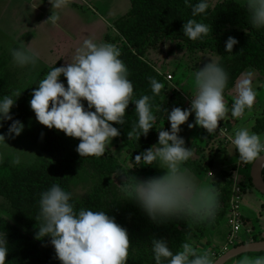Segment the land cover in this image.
Listing matches in <instances>:
<instances>
[{"label": "clouds", "instance_id": "clouds-1", "mask_svg": "<svg viewBox=\"0 0 264 264\" xmlns=\"http://www.w3.org/2000/svg\"><path fill=\"white\" fill-rule=\"evenodd\" d=\"M49 2L52 14L44 23L60 28L62 17L56 10L66 7L69 0ZM211 2L197 0L193 4L191 0H184L194 17L187 20L182 29L183 35L190 40L202 41L211 32L208 24L195 19L206 15ZM241 6L247 12L250 25L264 29V0H241ZM236 44L238 40L229 36L225 43L226 52L232 53ZM9 54L13 65L27 69L28 74L38 68L41 59L31 44L23 42L19 47L10 48ZM120 57V49L115 44L88 36L75 49L70 61L51 67L32 90L29 106L36 121L48 129L54 128L68 137L79 139L75 150L80 157L105 154L113 138L120 135L113 125L126 123V109L130 102L135 104L137 120L127 133L128 140L138 141L155 128L157 117L152 101L160 95L164 84L149 77L152 94L134 99V86ZM61 76L66 79L67 86L60 80ZM193 80L190 107L164 109L170 129H157V144L134 157L136 165L156 166L164 170L163 174L147 179L128 175V170L118 174L123 180L119 185L125 194L124 200L134 202L157 225L174 220L212 223L219 210L216 188L198 181L185 167L194 153L192 147H185V140L179 135L180 126L194 114V123H189L188 127L199 126L212 135L229 112L232 118L238 119L246 110H251L256 101L251 73H248L235 83L236 95L229 108L224 99L229 74L212 58L193 73ZM21 92L16 89L0 97V128L4 122L12 121L7 132L0 134V160L4 157V149L9 146L6 138L15 139L24 130V124L10 115ZM229 140L238 152L241 164L253 162L264 154V135L252 132L248 127L235 129ZM9 163L20 165L21 155H11ZM35 219L39 224L35 238H50L60 264H126L128 260V230L104 210H76L73 193L58 183L40 193ZM150 244L154 264H218L211 249L198 251L190 242H182L175 252L164 238L152 237ZM8 251L7 234L0 231V264H6ZM235 264H264V255H244Z\"/></svg>", "mask_w": 264, "mask_h": 264}, {"label": "rangeland", "instance_id": "rangeland-1", "mask_svg": "<svg viewBox=\"0 0 264 264\" xmlns=\"http://www.w3.org/2000/svg\"><path fill=\"white\" fill-rule=\"evenodd\" d=\"M224 1H233L241 5V0H212L209 8L214 10L215 7ZM40 2V0H15L9 3L0 1V81L7 82L10 92L19 89L22 91L20 96H23L33 87L45 70H50L49 66L56 65V67H59L60 64H57L59 61L64 63L62 65L70 61V57H64L68 52L67 49L71 48L72 45L74 47L79 46L83 39L88 36H94L99 40L113 43L119 47L120 52L125 48V41L115 27V22L130 11V0H95L92 3L88 2V4H81L80 0H73V3H76L74 8L82 12L84 19L88 15L97 13L105 17V22L114 23L106 31L98 27L97 29L90 28L89 32L80 31L81 22L77 18H73L66 8L67 6L61 10H56L59 11L62 17L60 28L44 23L52 14V5L49 0L45 3ZM94 17L97 16L94 15ZM22 42L26 45L31 44V47L38 51L41 56L38 68L32 71L31 74H28L27 69L14 66L9 54L10 48L19 47ZM140 58L152 66L159 74L163 75L166 82L168 76L173 77L171 82H167L169 95L163 100L164 108L160 109L156 116L158 129L162 127L170 129V123L167 121V114L164 109L171 111L173 107H180L181 109L190 107L191 94L194 91L193 73L206 63L211 62V58L219 63L221 60L220 56L208 48L199 46L194 49L192 45L186 42L169 38H154L150 40L142 51ZM262 63L264 64V60ZM259 68L262 71L248 69L243 74L251 73L253 87L256 92V101L252 109L246 110L238 119L232 118L229 112L227 117L219 122L216 132L218 137L211 141V143L218 142L216 146L212 147V145H209L205 151L201 152L204 140H202V136L199 133L202 131L206 132V130L199 126L191 129L188 127L189 123H194V114L180 126L179 135L184 138L185 147H192L193 149L194 155L188 161L193 168L206 167L209 164L208 155L212 154L210 151L213 148V153L215 152V156L217 155V161H219L218 158H221V152L218 154L216 152L218 148L221 150L224 145L226 150L227 148L233 150L234 146L231 144L229 136L233 134L235 129L248 127L250 131L255 132L254 128L264 121V66ZM60 80L67 86L66 79L63 76L60 77ZM235 95L234 89L229 95L224 97L225 103L229 108L234 102ZM31 118L30 120L21 121L24 124V130L20 136L15 139L6 138V143L9 146L4 149V157L2 159V161L9 162L11 155L17 153L21 155L22 163L20 165L9 164L19 168L18 181L26 183L25 192L29 191L31 198H34V201L30 200L28 205L24 206L16 199L0 196V231L6 232L9 247L6 264H18L28 259H36L40 256L42 250L46 248L47 244L43 240L35 238L39 226L35 219L38 213H32L33 210L30 204L35 203L38 207L40 193L47 190L53 183H57L58 174L65 168L60 161L58 150L52 142L51 132L53 129H48L37 121L35 122V115ZM11 122H4L3 127L0 128V134L7 132ZM209 136L213 138L215 134ZM58 141L66 154L67 160L76 164L77 170L75 174L63 183V188L73 193L76 210L80 208L95 210L105 205L110 209L113 208L115 211L123 213L141 211L134 202L124 200L125 194L119 185L123 183V180L118 174L128 170V175L135 176L138 179H147L152 176L162 175L164 172V170L156 166L136 165L134 161L135 154L131 153L127 146L117 137L113 138L111 145L107 147L105 154L101 157H80L75 150L79 139L68 137L62 131H59ZM219 141L222 144H219ZM157 142L158 136L154 145ZM234 152L238 154L235 148ZM101 159H104L107 164L110 162L114 163L110 179H105V169L99 166L97 162ZM254 161L248 163V175H250V166H252ZM185 167L188 168L187 166ZM230 172L223 171V174L219 175L216 169L211 168L195 176L200 182L214 186L220 180L224 182L227 180L228 182L233 181L231 176L234 175L236 170ZM210 173L213 176H210ZM28 184H31V186H28ZM252 194L264 202V197L261 194L249 189L244 197V203L245 201H250L247 199ZM258 215L260 217L256 219L260 223H257L253 230L255 234L264 237V209ZM115 220L118 223L120 222L119 217L115 218ZM212 225L211 223L209 227H204V223H195L193 229L177 227L176 238L179 243L190 242L198 251L211 249L216 259L236 245L243 242H253V230L252 233H249L250 235L246 233V230L251 228L250 223L245 224V231L242 233L240 243L234 246H228L230 228L227 217L220 226L213 228ZM242 257L234 259L228 264H235ZM49 264L60 263L52 259Z\"/></svg>", "mask_w": 264, "mask_h": 264}, {"label": "trees", "instance_id": "trees-1", "mask_svg": "<svg viewBox=\"0 0 264 264\" xmlns=\"http://www.w3.org/2000/svg\"><path fill=\"white\" fill-rule=\"evenodd\" d=\"M130 2V11L115 22V27L122 35L126 44L125 48L121 51L120 58L126 64L129 72L128 78L133 83L134 99H138L142 95L152 94L149 77H154L157 81L164 84V88L160 95L156 96L152 101L154 105L153 112L156 116L159 110L164 108L163 100L169 95L168 85L163 75L159 74L152 66L140 58L146 45L154 38L178 39L192 45L194 49L201 46L210 49L213 53L220 56V64L229 74L228 86L225 89L224 97L235 89V83L248 69L262 71L259 67L264 66L262 63L264 60V29H255L250 25L247 12L241 5L233 1H224L222 4L215 7L214 10L209 8L206 15L195 17L198 21L208 24L211 27V32L202 41H192L183 35L182 31L183 24L187 20L194 18L191 14V8L185 5L184 0H130ZM196 2V0H191L193 4ZM229 36L238 40V44L234 45L232 53H227L225 50V43ZM47 72L48 70H45L35 84H37ZM35 84L28 92L17 99L16 104L10 112L13 119L25 121L32 119L31 117L35 115L29 106L32 90L38 86ZM10 93L7 82L0 81V97ZM84 103L85 106H87V102L85 101ZM134 110L135 104L134 102H130L126 109V123L124 125L114 124L113 126L117 127L120 131V135L117 139L125 144L131 153L137 155L154 145L158 136V124L155 123V128L150 130L147 137L141 136L138 141L136 139L128 140L127 133L137 120ZM167 129L168 128H165V130ZM254 131L257 134L264 133V121H262L259 126H256ZM213 134H215V136L212 138L205 131L199 133V135L202 136V140H204L201 152L205 151L209 145H212V147L216 146L218 142L211 143V141L218 136L216 132ZM58 135L59 131L53 128L51 132L52 142L58 150L60 161L65 167L57 176V183L63 187L64 181L74 175L77 168L74 162L67 160L65 152L59 144ZM219 144H222V142L220 143L219 141ZM213 149L210 151L212 154L210 156L208 155L209 164H207L206 167L193 168L188 162L185 166L195 175H200L202 172L210 170L213 168V157L215 156ZM225 151L226 148L223 145L221 150L218 148L216 152L218 154L220 152L224 153ZM3 161L0 160V196L16 199L22 205L27 206L30 200L34 201V198H31V193L29 191L25 192L26 183L18 181L17 177L18 174H20L19 168L12 166L9 162ZM97 162L99 166L105 169V179H110L113 173L114 163L110 162L107 164L104 159L98 160ZM251 167L252 166H250V170ZM216 183L214 187L217 189L219 210L215 221L212 222L213 228L220 226L228 216L233 193L232 181L228 182L227 180L224 182L220 180V182L218 181ZM28 186H31V184H28ZM244 187L255 190L250 175L247 183H244ZM30 207L33 210V214L38 213V207L35 203H31ZM95 210H104L110 216L113 215L115 218L119 217L120 222H116L128 230L130 247L126 264H154L150 244V239L152 237L164 238L169 242V246L173 252H175L181 244L176 238L178 231L177 227L193 229V226H195V223L191 220H174L157 225L152 223L142 211L123 213L115 211L113 208L110 209L105 205ZM254 221L255 222L252 223V230L255 228V224L259 223L257 219ZM209 225H211V223L204 222V227H209ZM252 235L253 242L264 241V237L255 234L254 230ZM42 240L47 246L42 250L40 256L36 259H28L18 264H49L52 259L60 263V261L55 258V251L50 243V238L45 237ZM245 243L246 242H243L239 245ZM253 255L256 254H250L249 256Z\"/></svg>", "mask_w": 264, "mask_h": 264}, {"label": "crops", "instance_id": "crops-1", "mask_svg": "<svg viewBox=\"0 0 264 264\" xmlns=\"http://www.w3.org/2000/svg\"><path fill=\"white\" fill-rule=\"evenodd\" d=\"M0 1H4L6 3H9L10 1H15V0H0ZM40 1H41L40 3H45L47 0H40ZM80 1H81V4L82 3L88 4V2L92 3L95 0H80ZM114 1H116V0H114ZM75 6H76V3H73V0H69V3H68L66 8L69 10V13L72 14L73 18H77L81 22L80 31L89 32L90 28L91 29H97L98 27H101L102 30L106 31V30H108V28H110L109 25L112 26L114 24L113 22L112 23L111 22H109V23L105 22V17L103 15H99L97 13H94V15H96L97 17H94V15H90V16L88 15L86 17L84 16L85 17V19H84L82 12L78 11V9H75L74 8ZM92 32L94 33V31H92ZM77 47L78 46L74 47L72 45L71 48H68L67 49L68 52L66 51L67 53L65 54L64 57L65 58L66 57L72 58L74 51ZM57 64H60L59 66H62V64H64V63H62V61H59V63H57ZM55 67H56V65H55ZM49 68L51 69V66H49ZM233 150H234V148H233ZM233 150L231 148H227V150L224 153H221V158H218L219 161L216 160L217 155L214 156L213 157V168L217 170V173L219 175L223 174V171H231L232 172V171L236 170V172H234V175L231 176V179H233V181H232L233 185L237 181H243L244 183H247L249 175L247 172H237V168L240 166L241 163L238 161V155L239 154H236L235 152L233 153ZM215 166H216V168H215ZM194 176H195V174H194ZM247 200H250V201H245V203H243L244 221H245V224L250 223L251 228H252L253 227L252 223L255 222L254 220L257 217L258 218L260 217V215H258V214L261 213L262 210L264 209V202H262L257 196H255L253 194ZM252 202H254V203H252ZM227 221H228V216H227ZM247 228H250V227H247ZM251 228H250V230L252 231Z\"/></svg>", "mask_w": 264, "mask_h": 264}, {"label": "built area", "instance_id": "built-area-1", "mask_svg": "<svg viewBox=\"0 0 264 264\" xmlns=\"http://www.w3.org/2000/svg\"><path fill=\"white\" fill-rule=\"evenodd\" d=\"M167 82H171L173 80L172 76H168ZM249 164H240L237 168V172H248ZM213 176L212 173L209 174ZM250 188L244 187L243 181H237L233 185V193L230 201V209L228 212V225L230 228V233L228 236V246H234L237 243H240L242 233L245 231V221L243 215V203L244 197L248 193ZM246 233H252L251 230H246Z\"/></svg>", "mask_w": 264, "mask_h": 264}, {"label": "water", "instance_id": "water-1", "mask_svg": "<svg viewBox=\"0 0 264 264\" xmlns=\"http://www.w3.org/2000/svg\"><path fill=\"white\" fill-rule=\"evenodd\" d=\"M264 155L254 161L250 170V177L254 189L264 197ZM250 254H264V241L245 243L236 246L221 255L218 264H228L230 261Z\"/></svg>", "mask_w": 264, "mask_h": 264}]
</instances>
